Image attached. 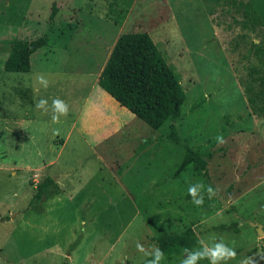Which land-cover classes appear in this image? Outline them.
<instances>
[{
	"label": "rangeland",
	"instance_id": "obj_1",
	"mask_svg": "<svg viewBox=\"0 0 264 264\" xmlns=\"http://www.w3.org/2000/svg\"><path fill=\"white\" fill-rule=\"evenodd\" d=\"M110 3L0 0V264H138L147 257L137 243L184 226L223 238L236 251L227 264L264 253V0H132L120 25L107 19ZM137 31L186 94L181 117L158 130L97 85L116 39ZM40 37L29 72L4 71L14 41ZM38 74L50 84L37 92ZM41 98L64 100L67 118L53 123L35 107ZM185 147L203 169L178 170ZM196 183L202 207L188 195Z\"/></svg>",
	"mask_w": 264,
	"mask_h": 264
},
{
	"label": "trees",
	"instance_id": "obj_2",
	"mask_svg": "<svg viewBox=\"0 0 264 264\" xmlns=\"http://www.w3.org/2000/svg\"><path fill=\"white\" fill-rule=\"evenodd\" d=\"M132 0H111L106 16L115 25H120ZM57 7L50 6L48 22L55 18ZM243 12L249 18L248 7ZM46 44L40 37L34 41H14L3 63L6 72L27 73L30 70V56ZM260 54L262 49L257 46ZM98 87L109 95L119 106L128 110L151 130L160 129L166 122L177 121L181 117V108L186 101V94L178 77L166 63L162 52L145 32H127L115 41L107 60L97 78ZM172 135L174 125L170 124ZM205 167L202 157L185 147V154L178 170L190 166ZM51 180L38 184L31 201H38L49 188ZM155 244L164 251L165 259L182 257V249L198 247V238L191 226H184L181 232L168 234L162 232L153 237ZM264 252V244L262 245ZM147 257L138 264H148ZM121 264V263H116Z\"/></svg>",
	"mask_w": 264,
	"mask_h": 264
},
{
	"label": "clouds",
	"instance_id": "obj_3",
	"mask_svg": "<svg viewBox=\"0 0 264 264\" xmlns=\"http://www.w3.org/2000/svg\"><path fill=\"white\" fill-rule=\"evenodd\" d=\"M35 79L39 86L36 88L37 92L40 87L45 90L49 87L50 82L45 75L38 74ZM35 107L37 110L42 111L43 114H47L50 110L53 123H59L61 117L67 118L69 114V105L59 98H54L52 100L50 108L48 100L41 98L36 102ZM215 139L218 145H222L225 142L222 135H218ZM206 194L208 198L211 199L215 195V190L211 186H208ZM188 195L191 197V201L195 206L202 207L205 199L204 185L196 183L189 186ZM210 239L211 243L205 238H201L197 241V248L182 249L183 256L180 264H199L201 260H207L208 264H227L229 260L235 259V249L225 243L223 238L218 239L213 236ZM136 249L144 256L151 257V259L148 260V264H161V262L165 260L164 251L158 244H151L146 248L143 244L137 243ZM258 258L264 259V253H256L253 256L246 257L241 261V264H257Z\"/></svg>",
	"mask_w": 264,
	"mask_h": 264
},
{
	"label": "water",
	"instance_id": "obj_4",
	"mask_svg": "<svg viewBox=\"0 0 264 264\" xmlns=\"http://www.w3.org/2000/svg\"><path fill=\"white\" fill-rule=\"evenodd\" d=\"M257 233H258L259 235L262 234L259 226H257Z\"/></svg>",
	"mask_w": 264,
	"mask_h": 264
},
{
	"label": "crops",
	"instance_id": "obj_5",
	"mask_svg": "<svg viewBox=\"0 0 264 264\" xmlns=\"http://www.w3.org/2000/svg\"><path fill=\"white\" fill-rule=\"evenodd\" d=\"M101 71V70H100ZM100 73V72H99ZM99 75V74H98ZM98 78V77H97ZM88 97V96H87ZM87 97H84L82 100V103L85 101V99L87 100Z\"/></svg>",
	"mask_w": 264,
	"mask_h": 264
}]
</instances>
